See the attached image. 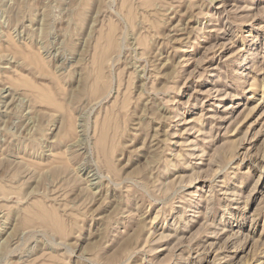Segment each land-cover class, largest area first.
I'll use <instances>...</instances> for the list:
<instances>
[{
    "label": "rangeland",
    "instance_id": "374dc122",
    "mask_svg": "<svg viewBox=\"0 0 264 264\" xmlns=\"http://www.w3.org/2000/svg\"><path fill=\"white\" fill-rule=\"evenodd\" d=\"M0 264H264V0H0Z\"/></svg>",
    "mask_w": 264,
    "mask_h": 264
}]
</instances>
